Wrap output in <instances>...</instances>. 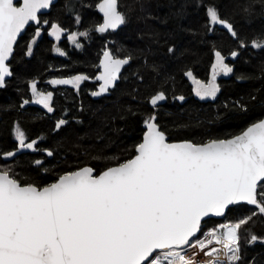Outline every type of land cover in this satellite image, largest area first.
<instances>
[{"label":"snow or ice","instance_id":"6c2138e0","mask_svg":"<svg viewBox=\"0 0 264 264\" xmlns=\"http://www.w3.org/2000/svg\"><path fill=\"white\" fill-rule=\"evenodd\" d=\"M52 3L0 0V88L6 86V77L13 75L8 61L18 38L34 21L35 33L25 45L27 55H32V45L41 35L39 13ZM198 6L204 7L210 30L222 25L239 41L240 48L248 47L215 3L205 6L199 0ZM96 7L103 14L102 23L94 26L99 33L117 30L129 21L131 10L121 11L119 0H100ZM252 8L251 3L242 6L249 16ZM183 12L181 6L178 15ZM80 20L77 15V23ZM64 31L59 23L51 24V35L57 40ZM89 34L90 30L74 32L69 39L81 47L76 37ZM251 46L264 49V32L252 39ZM168 51L174 52V48ZM239 55L231 52L234 58ZM215 57L210 81L196 80L191 71L187 72L201 98H215L220 91L217 76L234 71L219 50ZM132 59L131 55L116 57L106 49L99 65L102 70L96 77L102 83L92 95L101 96L114 89L121 79V69ZM88 78L81 74L50 83L79 89ZM30 87L36 103L53 112V92L38 90L36 80ZM166 98L165 92L159 91L149 103L156 108ZM28 103L23 100L20 107ZM234 104L236 110L247 113L246 104ZM67 123L60 119L55 127L59 130ZM144 125L146 131L134 145L133 155L102 171L84 165L43 183L21 177L14 171L16 165H0V264H243L242 227L254 217L264 219V119L249 124L239 134L201 143L171 142L155 112L144 119ZM15 138L18 148L0 152V158L15 159L23 149L42 151L53 158L57 155L48 148L37 149L35 139L28 142L18 123ZM34 163L42 167L44 162ZM245 206L255 210L204 231L206 217H226L232 207ZM244 233L245 245L264 240L250 228Z\"/></svg>","mask_w":264,"mask_h":264},{"label":"trees","instance_id":"16d2710c","mask_svg":"<svg viewBox=\"0 0 264 264\" xmlns=\"http://www.w3.org/2000/svg\"><path fill=\"white\" fill-rule=\"evenodd\" d=\"M99 1L59 0L41 19L59 23L70 32L90 30L88 37L76 38L81 47L65 38L58 45L63 54L55 53L54 41L45 32L27 57L25 45L32 37L29 28L15 46L9 62L13 75L0 88V152L15 149L11 131L18 123L27 138L40 139V149L57 153L54 158L43 154L42 167L33 164L35 154L18 155L12 162L21 177L50 183L66 170L90 165L102 171L117 160L130 158L145 131L144 119L153 112L170 141L196 143L239 134L264 118V49L251 46L252 39L264 32V0H203L205 6L215 3L233 22L240 39L248 43L246 49L240 48L239 41L224 26L215 25L210 30L199 0H119L121 11L131 10L129 21L108 33L94 30L102 19L96 9ZM248 3L253 4L250 16L242 10ZM181 6L184 12L178 15ZM169 48L174 52L170 53ZM106 49L116 57L131 55L133 59L117 86L95 99V76ZM217 50L234 71L217 77L220 91L215 99L201 100L195 96L187 72L208 81ZM232 51L240 55L231 58ZM81 74L89 78L81 82L79 89L69 86L57 92L52 115L34 107H20L32 80L42 84ZM159 91H164L167 98L153 108L149 99ZM180 96L185 99H178ZM235 101L246 104L247 113L236 110ZM63 114L68 123L57 130L56 123ZM254 210L253 206L232 207L222 219L205 220L204 230ZM245 228L264 236V219L254 217L243 226L241 240L243 264H264V240L245 245Z\"/></svg>","mask_w":264,"mask_h":264},{"label":"flooded vegetation","instance_id":"af4514ba","mask_svg":"<svg viewBox=\"0 0 264 264\" xmlns=\"http://www.w3.org/2000/svg\"><path fill=\"white\" fill-rule=\"evenodd\" d=\"M46 14H42V15H40V18L42 19V17L43 16H45ZM102 18V17H101ZM47 21H48V19H46ZM102 20V19H101ZM52 23H55V22H49L48 23V25H51ZM101 23V22H100ZM41 24H42V26H41V35L39 36V37H36L37 38V42H36V44L38 43V41H40V39L43 37V33H45L46 31H45V27L43 28V21L41 20ZM29 29H30V33L32 34V37H33V35H34V33H35V28H36V26H33V25H31V26H29L28 27ZM28 28H27V30H28ZM47 33V32H46ZM48 34V33H47ZM31 37V38H32ZM48 37H49V35H48ZM50 38V37H49ZM67 38V37H66ZM51 39V38H50ZM65 39V38H64ZM63 39V40H64ZM63 40H61V41H63ZM31 41V39L29 40V42ZM60 41V42H61ZM28 42V43H29ZM59 42V43H60ZM36 44L33 46V50H34V48H35V46H36ZM105 51V50H104ZM61 53H59V54H62L63 52L62 51H60ZM33 54V53H32ZM26 56L27 57H30L29 55H27V51H26ZM71 78H72V76H70ZM52 80V79H51ZM51 80H47V81H45V82H43L42 84H37V86H38V90H40V91H45V92H48V91H51V92H53V101H52V107H53V109H54V111H55V107H54V102H55V98H56V94H57V92L63 87H65V86H60V85H53V84H51L50 82H51ZM97 84H98V82H97ZM31 85V84H30ZM30 85H29V87H28V91H27V94H26V96L25 97H22L21 98V102H20V105H21V103H22V101L23 100H29V102H31L32 100H33V97H32V93H31V87H30ZM73 85H71V87H72ZM96 88H97V85H96ZM96 88H95V90H96ZM94 90V91H95ZM93 91V92H94ZM34 101H35V99H34ZM29 107H34V108H37V109H39V111H41L42 113H44V114H47V115H52L53 113H54V111L53 112H48L47 111V109H45L44 107H43V105H40V104H38V103H35L34 105H31V104H26V105H24L23 107H21L22 109H26V108H29ZM64 114L63 115H61V116H59V120L60 119H64ZM14 127V124H13V126H12V128ZM12 132V131H11ZM11 137H12V134H11ZM12 140H13V142L15 143V149H17L18 148V143H17V141L14 139V138H12ZM28 140V142H30L31 140H33V139H30V138H28L27 139ZM36 141H37V145H36V147H37V149H40V145H39V141H40V139L39 138H36L35 139ZM26 153H32V154H35V155H37L36 157H34V159H33V164L34 165H36L35 163H34V161L35 160H41V161H43V159L44 158H42V155L43 154H45L46 156H47V154L46 153H44V152H42V151H31V150H27V151H24V152H19L18 153V155L20 156V155H23V154H26ZM17 155V156H18ZM16 156V157H17ZM15 157V158H16ZM8 160H14V159H8Z\"/></svg>","mask_w":264,"mask_h":264},{"label":"rangeland","instance_id":"374dc122","mask_svg":"<svg viewBox=\"0 0 264 264\" xmlns=\"http://www.w3.org/2000/svg\"><path fill=\"white\" fill-rule=\"evenodd\" d=\"M220 26H222V25H220ZM45 27V28H44ZM43 28L45 29V31L48 33V35H49V37L54 41V46H53V50H54V52L55 53H61L60 51L58 52V51H56V49L57 48H59V42L61 41V40H63L64 38H69V36L72 34V33H74V32H84V31H80V30H75V31H73V32H70L68 29H64L65 31H64V33L61 35V37H60V39L59 40H57L56 39V37H54V36H52L51 35V25H48V24H43ZM79 37H84V36H77L76 38H79ZM36 41H37V38H36ZM36 44V43H35ZM34 44V45H35ZM34 45H32V49H33V46ZM231 58H234V57H232V56H230ZM215 60H216V57H214V62H213V64L215 63ZM226 60V59H225ZM226 62V61H225ZM231 73H229V74H227V75H225V74H223V73H221L220 75H218V76H229ZM211 75H212V67H211V72H210V76H209V80L208 81H210V79H211ZM217 76V77H218ZM72 77H74V76H72ZM187 77H188V79H189V81L191 82V84H192V86H193V88H194V92H195V96H197L199 99H201V100H207V99H210V100H213V99H215V98H212V97H205V98H201L200 96H198L197 94H196V88H197V85H196V83L194 82V80H193V78L192 77H190V76H188L187 75ZM196 79V78H195ZM196 80H199V79H196ZM201 81V80H200ZM208 81H204V82H208ZM217 82V81H216ZM75 87V86H74ZM217 95H218V93H217ZM216 95V96H217ZM15 127H16V124H14V127L12 128V132H11V134H12V138H14L15 140H16V138H15ZM28 139V138H27ZM17 141V140H16ZM17 143H18V141H17ZM13 160H5V159H3V158H0V165H4V166H8V165H13V162H12ZM250 215V214H249ZM230 220H224L223 222H221V223H219V224H217V225H215V226H213V227H216V226H219L220 224H222V223H227V222H229ZM210 228H212V227H209L208 229H210ZM207 229V230H208ZM207 230H204V231H207ZM189 255H191V252H189L188 253Z\"/></svg>","mask_w":264,"mask_h":264},{"label":"water","instance_id":"95a60500","mask_svg":"<svg viewBox=\"0 0 264 264\" xmlns=\"http://www.w3.org/2000/svg\"><path fill=\"white\" fill-rule=\"evenodd\" d=\"M58 1H59V0H53V3L50 5V7L47 8V9H42L41 12L39 13V15L47 14V13L51 10L52 6L55 5ZM17 2H18V3H22V0H17ZM99 2H100V1H99ZM99 2H98V3H99ZM98 3H97V4H98ZM96 9H97L98 13L101 15L102 20H103V14L99 12V9H98L97 7H96ZM102 20H101V23H102ZM31 25L36 26V24H35L34 21H33V22H30L29 25H26L24 32H22V36L25 34L27 28H28L29 26H31ZM121 27H122V26H121ZM121 27H120V28H121ZM117 30H118V29H117ZM109 31H116V30H109ZM22 36H21V37H22ZM18 40H19V38H18ZM14 49H15V46H14ZM103 53H104V52H103ZM11 58H12V57L9 58L8 63L11 61ZM119 58H120V57H119ZM102 59H103V54L101 55V57H100V59H99L98 67H99V65H100V61H101ZM130 62H131V61H130ZM9 66H10V64H9ZM127 66H128V65H125L124 68L121 69V74H122L123 70H124ZM10 68H11V66H10ZM101 70H102V69H100V67H99V72H100ZM99 72H98V73L96 74V76H95V80L98 82V84H97V88H96V90H95L94 92H96V91L99 90V86H100V84L102 83L101 81H98V80L96 79V77L99 75ZM9 78H11V77H6V80L9 79ZM62 78H71V77H57V78H53V79H62ZM53 79H52V80H53ZM119 80H120V79H119ZM119 80L117 81V83L119 82ZM60 86L69 87V86H71V85H60ZM110 91H111V90H110ZM108 94H109V93L102 94L101 96H93V95H92V96H93V98L98 99V98L103 97V96H106V95H108ZM35 103H36V101H34V98H33V100H32L31 102H29L28 104L34 105ZM262 119H264V118H262ZM145 131H146V126H145ZM142 136H143V135H142ZM171 142H175V141H171ZM27 150H31V149H23V150H20V152H24V151H27ZM31 151H32V150H31ZM212 218H213V219H222V218H224V217L210 216V217H206L205 220H207V219H212Z\"/></svg>","mask_w":264,"mask_h":264}]
</instances>
